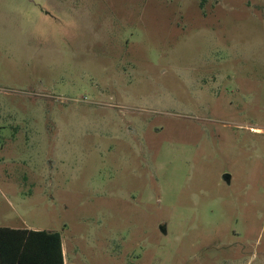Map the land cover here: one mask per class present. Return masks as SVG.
<instances>
[{
	"label": "rangeland",
	"instance_id": "374dc122",
	"mask_svg": "<svg viewBox=\"0 0 264 264\" xmlns=\"http://www.w3.org/2000/svg\"><path fill=\"white\" fill-rule=\"evenodd\" d=\"M74 264H264V0H0V227Z\"/></svg>",
	"mask_w": 264,
	"mask_h": 264
},
{
	"label": "trees",
	"instance_id": "16d2710c",
	"mask_svg": "<svg viewBox=\"0 0 264 264\" xmlns=\"http://www.w3.org/2000/svg\"><path fill=\"white\" fill-rule=\"evenodd\" d=\"M0 264H65L62 235L0 227Z\"/></svg>",
	"mask_w": 264,
	"mask_h": 264
},
{
	"label": "crops",
	"instance_id": "0c3cea01",
	"mask_svg": "<svg viewBox=\"0 0 264 264\" xmlns=\"http://www.w3.org/2000/svg\"><path fill=\"white\" fill-rule=\"evenodd\" d=\"M7 228H11V229H15V230L27 229V230H33V231H44L45 230V229L43 230V229L33 228V227L27 226L25 224L23 226H21V227H7ZM45 231H51V230H45ZM62 248H63L64 263L65 264H74V263H72L73 260L72 259L70 260L67 257L66 249H65V246H64V243H63V238H62Z\"/></svg>",
	"mask_w": 264,
	"mask_h": 264
}]
</instances>
